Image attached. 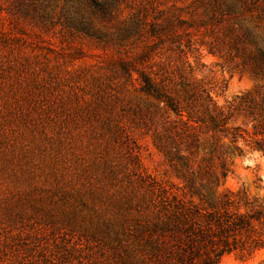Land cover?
I'll return each mask as SVG.
<instances>
[{"label":"rangeland","instance_id":"1","mask_svg":"<svg viewBox=\"0 0 264 264\" xmlns=\"http://www.w3.org/2000/svg\"><path fill=\"white\" fill-rule=\"evenodd\" d=\"M142 1L152 16L176 13L192 24L176 27L181 52L168 37L162 44L142 37L104 46L14 16L11 0H0V264H130L133 234L150 217L161 189L189 198L156 140L164 142L174 115L141 92L136 72H120V61L172 80L169 94L180 98V80L207 89L219 105L255 88L264 95V73L225 49L210 53L221 30L211 34L202 27L191 0ZM131 15L123 7L115 24ZM233 126L247 144L260 139L250 120L238 118ZM197 133L202 147L191 158L196 172L209 158L204 149L211 136ZM244 149L242 157L228 160L218 192L259 206L264 158ZM263 261L264 251L250 259L225 256L219 264Z\"/></svg>","mask_w":264,"mask_h":264},{"label":"trees","instance_id":"2","mask_svg":"<svg viewBox=\"0 0 264 264\" xmlns=\"http://www.w3.org/2000/svg\"><path fill=\"white\" fill-rule=\"evenodd\" d=\"M147 5L142 0H11V13L42 26H60L73 36L104 46L142 37L162 44L163 37H168L172 48L181 52L176 27L192 24L176 13L168 18L162 12L152 16L154 10L150 12ZM123 7L132 11L131 18L115 24ZM190 9L211 34L221 30L222 37L211 44L210 53L225 49L254 73H264V0H191ZM156 46L149 47L138 61L144 62ZM118 66L127 77L136 72L141 92L174 115L164 142L159 137L156 140L190 195L161 189L150 217L133 234L130 264H219L225 256L250 259L264 251V202L253 206L239 195L218 192L229 174L228 160L242 157L244 147L264 158V95L255 88L219 105L207 89L180 80L185 95L180 98L169 94L172 80L136 70L130 62L120 61ZM238 118L254 123V135L260 139L247 144L241 128L233 126ZM197 132L211 136L204 149L209 158L201 161L196 172L191 158L202 147ZM194 196L198 203L192 200Z\"/></svg>","mask_w":264,"mask_h":264}]
</instances>
